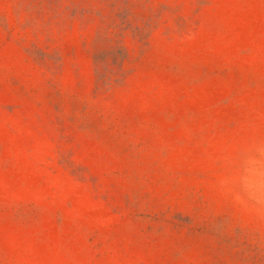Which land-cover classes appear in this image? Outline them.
Wrapping results in <instances>:
<instances>
[{
    "label": "rangeland",
    "instance_id": "1",
    "mask_svg": "<svg viewBox=\"0 0 264 264\" xmlns=\"http://www.w3.org/2000/svg\"><path fill=\"white\" fill-rule=\"evenodd\" d=\"M0 264H264V0H0Z\"/></svg>",
    "mask_w": 264,
    "mask_h": 264
}]
</instances>
